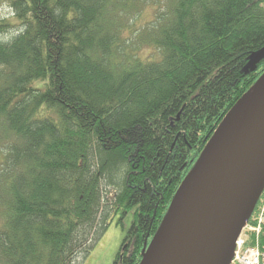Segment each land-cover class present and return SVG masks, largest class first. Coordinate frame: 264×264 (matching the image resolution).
I'll return each instance as SVG.
<instances>
[{
    "label": "trees",
    "instance_id": "16d2710c",
    "mask_svg": "<svg viewBox=\"0 0 264 264\" xmlns=\"http://www.w3.org/2000/svg\"><path fill=\"white\" fill-rule=\"evenodd\" d=\"M1 1L0 264H72L127 212L112 264H139L264 74V58L247 67L264 46V0Z\"/></svg>",
    "mask_w": 264,
    "mask_h": 264
},
{
    "label": "water",
    "instance_id": "95a60500",
    "mask_svg": "<svg viewBox=\"0 0 264 264\" xmlns=\"http://www.w3.org/2000/svg\"><path fill=\"white\" fill-rule=\"evenodd\" d=\"M262 58L264 46L249 55L247 67ZM239 101L180 182L156 231L142 248L139 264L181 263L183 227L197 193L207 183L216 193L208 200L198 237L187 255L195 256L193 264H228L231 260L235 241L264 184V89L251 98L260 104L243 113H238Z\"/></svg>",
    "mask_w": 264,
    "mask_h": 264
},
{
    "label": "rangeland",
    "instance_id": "374dc122",
    "mask_svg": "<svg viewBox=\"0 0 264 264\" xmlns=\"http://www.w3.org/2000/svg\"><path fill=\"white\" fill-rule=\"evenodd\" d=\"M11 16L10 11L8 9V4L6 2L1 1L0 2V17H9ZM153 16L152 8L149 6L144 10L143 13V19L150 20ZM8 33L7 36L13 35V31ZM7 36L3 35L2 38H7ZM152 49L148 46H143L139 50V54L141 56H147L148 53ZM251 97H254L257 91H254L253 88L247 92ZM240 102V101H239ZM210 196L214 195L216 193V189L214 186L211 185L210 187ZM205 213H207V207L205 210ZM117 216H114L110 225L106 228V230L103 232V234L100 236V238L97 240L93 248L90 249V251L87 254H80L73 262L72 264H112L114 256L119 249L120 243L122 241V238L127 230V228L130 226L131 219H132V213L127 212L123 215V227L121 225L116 224ZM205 218V217H204ZM204 220V219H203ZM202 220V222H203ZM1 224V220H0ZM202 225V223H201ZM201 227V226H200Z\"/></svg>",
    "mask_w": 264,
    "mask_h": 264
},
{
    "label": "bare ground",
    "instance_id": "6f19581e",
    "mask_svg": "<svg viewBox=\"0 0 264 264\" xmlns=\"http://www.w3.org/2000/svg\"><path fill=\"white\" fill-rule=\"evenodd\" d=\"M262 89H264V74L258 79V81L254 85V91H259ZM251 98L252 97L248 93H245L243 95L238 105V113H243L251 105L260 104V102L253 103L251 101ZM210 187L211 184L209 183L203 185L197 193V196L191 206L180 239V248L183 257L181 263L179 264H193L195 260L194 255L187 254H189L188 252L191 247H194V243L200 231L202 220L206 216L205 210L206 207H208L207 204L210 198Z\"/></svg>",
    "mask_w": 264,
    "mask_h": 264
},
{
    "label": "built area",
    "instance_id": "2783aa9c",
    "mask_svg": "<svg viewBox=\"0 0 264 264\" xmlns=\"http://www.w3.org/2000/svg\"><path fill=\"white\" fill-rule=\"evenodd\" d=\"M264 188L256 212L245 223L235 242L232 259L228 264H264Z\"/></svg>",
    "mask_w": 264,
    "mask_h": 264
}]
</instances>
